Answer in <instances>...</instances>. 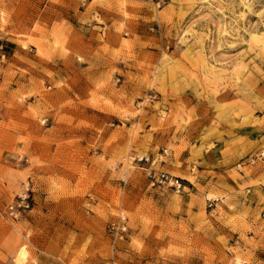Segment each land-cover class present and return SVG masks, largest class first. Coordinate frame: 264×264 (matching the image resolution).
<instances>
[{"label": "rangeland", "instance_id": "1", "mask_svg": "<svg viewBox=\"0 0 264 264\" xmlns=\"http://www.w3.org/2000/svg\"><path fill=\"white\" fill-rule=\"evenodd\" d=\"M263 210L264 0H0V264H264Z\"/></svg>", "mask_w": 264, "mask_h": 264}, {"label": "built area", "instance_id": "2", "mask_svg": "<svg viewBox=\"0 0 264 264\" xmlns=\"http://www.w3.org/2000/svg\"><path fill=\"white\" fill-rule=\"evenodd\" d=\"M167 177L165 176V179ZM172 184L174 187L179 189L183 187L178 179H174ZM213 205V199L207 200V206ZM32 207L31 203V191L29 188L18 194L12 201L6 206V214L12 219H18L23 213L30 210ZM261 216L264 218V210L261 212ZM127 218L124 215H119L118 218L111 220L107 225V233L115 240L122 239L123 235L127 232L126 225ZM113 264V263H112Z\"/></svg>", "mask_w": 264, "mask_h": 264}, {"label": "bare ground", "instance_id": "3", "mask_svg": "<svg viewBox=\"0 0 264 264\" xmlns=\"http://www.w3.org/2000/svg\"><path fill=\"white\" fill-rule=\"evenodd\" d=\"M23 260H22V258H20V257H17V258H15V264H23V262H22ZM238 262H240V261H238Z\"/></svg>", "mask_w": 264, "mask_h": 264}, {"label": "crops", "instance_id": "4", "mask_svg": "<svg viewBox=\"0 0 264 264\" xmlns=\"http://www.w3.org/2000/svg\"><path fill=\"white\" fill-rule=\"evenodd\" d=\"M256 197V195H254V198Z\"/></svg>", "mask_w": 264, "mask_h": 264}]
</instances>
